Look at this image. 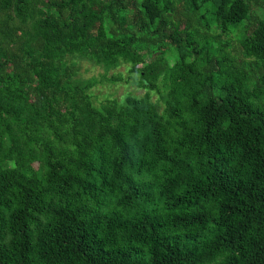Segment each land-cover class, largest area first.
I'll return each instance as SVG.
<instances>
[{
	"label": "trees",
	"instance_id": "16d2710c",
	"mask_svg": "<svg viewBox=\"0 0 264 264\" xmlns=\"http://www.w3.org/2000/svg\"><path fill=\"white\" fill-rule=\"evenodd\" d=\"M0 264H264V0H0Z\"/></svg>",
	"mask_w": 264,
	"mask_h": 264
},
{
	"label": "rangeland",
	"instance_id": "374dc122",
	"mask_svg": "<svg viewBox=\"0 0 264 264\" xmlns=\"http://www.w3.org/2000/svg\"><path fill=\"white\" fill-rule=\"evenodd\" d=\"M70 61L74 64V79L95 80L96 83L90 89L94 104H98L103 97H121L125 93L141 94L144 91L137 83V74L129 72L124 62L115 65L97 64L82 55L71 57ZM112 76L114 80L110 79ZM151 96L155 97L153 93Z\"/></svg>",
	"mask_w": 264,
	"mask_h": 264
}]
</instances>
